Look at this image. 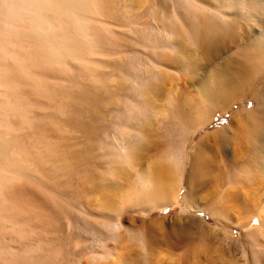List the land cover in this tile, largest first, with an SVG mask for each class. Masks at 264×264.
<instances>
[{"label":"rangeland","instance_id":"374dc122","mask_svg":"<svg viewBox=\"0 0 264 264\" xmlns=\"http://www.w3.org/2000/svg\"><path fill=\"white\" fill-rule=\"evenodd\" d=\"M175 4L106 0L99 12L87 14L90 31L85 38L96 50L61 62H28L33 81L20 72L13 57L35 49L39 44L29 34L42 28L30 24L22 11L13 17L5 10L0 13V34L5 32L0 36V66L10 74L0 78V132L20 152L14 154L18 159L12 157L10 177L0 182V264H264V230L254 228L264 223V175L258 171L261 163L251 161L250 151L258 136L264 138V78L256 87V92L263 91L261 106L245 107L259 118L255 112L239 111L242 102L233 103L194 134L188 161L182 162L192 128L183 124V117L189 114L193 120L198 115L197 97L210 74H231L243 56L234 47L219 55L213 52L209 63L188 40L184 51L192 54L180 51V46L174 51L163 48L168 35L179 42L182 21ZM57 22L70 33L65 21ZM225 33L222 42H215L217 49L229 38ZM159 56L165 65L159 64ZM177 58L190 64L189 69ZM151 68L163 72L153 76ZM143 78L155 84L142 96L138 89ZM12 98L21 103L20 110L6 107ZM190 100L192 106L195 100L199 104L190 107ZM221 127L226 128L229 145L222 146L213 136L197 144ZM120 139L136 143L135 151L126 149L132 153L128 160L119 155ZM197 153L204 158L191 172L190 157ZM170 157L175 163L168 165L172 173L164 176L170 179L164 180L166 196L141 200L138 186L143 177L156 184L161 173L155 174V165ZM19 164L26 170L17 169ZM113 222L117 226L111 227Z\"/></svg>","mask_w":264,"mask_h":264},{"label":"bare ground","instance_id":"6f19581e","mask_svg":"<svg viewBox=\"0 0 264 264\" xmlns=\"http://www.w3.org/2000/svg\"><path fill=\"white\" fill-rule=\"evenodd\" d=\"M105 1L106 0H0V13L4 12L3 10H5L6 15L8 13H10V16H11V14H13V15L15 14L14 16H16L17 13L22 11L21 14L22 15L25 14L23 17L26 16V20L28 19L29 23L34 22V27H36L38 24L42 28L41 31H39V32L36 31V34L34 31H33L34 33L29 34V35H32L31 37H33L31 39L35 40L39 44V45H37V47H35V49H33L29 53H26L27 55L25 57L24 56L20 57V56H18L19 55L18 54L17 55L18 57L15 55L16 56V58H15V57H13L14 55H12V57L14 58V62L17 63L16 65L19 68L20 72L26 73L25 74L26 77H28L32 73V71H31V73L28 71L30 69V67H29V69H27V65L29 64L28 62H33L36 60H38V61L39 60L40 61L46 60L45 62H48V61L54 62L55 60L56 61L59 60L61 62V61H63L64 58H66L68 56L71 57V56L75 55L78 58H83V56L86 53H91L92 50H96L94 47L95 44L93 45L91 43V41L86 40V38L87 39L89 38V35H86V34H88V32L90 31V28L88 31L89 26H87V23L89 20L87 14L88 13L89 14H91V13L95 14V13L99 12V9H97V8H99L100 4L101 5L103 3L105 4ZM175 7L177 10L179 9L176 12V15L182 21V26L179 27L178 32H177V35L179 37V42L178 41H171L170 40L171 36L168 35L165 39L162 40L163 48L174 51V49H176V46H180V47H178V48H181L180 51L183 50V52H187V51L189 52V51H191L190 49H188L187 51H184V50L187 49L186 44L188 45V42H190L193 46H195L198 49V52L200 51L201 53L206 54V59L209 63H211V61L213 60V57H214V56L212 57L213 52L215 53V55H219V53H218L219 51L229 52L234 47H235V52H237V53H239V55L241 54L243 56V60L241 61L239 68L236 71L232 72L231 74L219 77V75L217 76V74H216V72H218V71L211 73V74L209 73L210 77L206 80L207 83H206L205 87L202 88L203 90L201 89L203 92L200 91V92H202V95L200 94L201 96L199 95L200 97H197V99L200 98L199 99L200 105L197 107L198 113L195 112L198 115L196 116L195 119L191 120V118H190L191 115L188 114V116H187L184 114L186 117H183V120L185 122L183 124L185 126H188L187 128L192 127L190 130V135L185 140L184 146H183V148L186 149V152H185V156H183V158H182V162L186 163L188 161L189 152H190V151L189 152L187 151L189 142L192 141L194 134L197 133L199 130L203 129L205 126H207L213 120V118L216 115H219L221 112H223L227 108L231 107L232 104L237 102V101L242 102L244 105V107L239 109V111L242 110L243 112H246L245 114H248V115L252 114V112H255V111H253V109H248V108L246 109L245 108V107H247V105L249 103L253 104V106H255V108H254L255 110H257L262 104V102H261L262 98H260L261 97L260 95L264 91L263 90L264 87L262 88L263 91H261V94H260L259 90H258V92H256L257 91L256 87H257L259 81L262 78H264V0H176ZM96 9H97V12L95 11ZM15 11H17V13H15ZM93 16H95V15H93ZM11 17H13V16H11ZM59 20L65 21V25L68 27V30L70 31V33H68V31H67V33L70 35H68L65 32L67 30V28L65 26H64L65 27L64 28L63 26L57 25L58 24L57 21H59ZM243 21H245V22L247 21L248 24L243 26ZM56 22H57V24H56ZM35 23H36V26H35ZM237 28H239V30H241L240 33L236 30ZM168 29H169V27H168ZM39 30H40V28H39ZM224 32H226L225 34L227 35V37L229 36V38H227V41H224L225 43L223 42L222 46H220L221 45L220 42H222L220 40H224V38L226 37V36L224 37ZM3 33H5V32H1L2 35H4ZM1 34H0V36H1ZM9 35H11L10 32H8V36ZM13 35H15V34H13ZM16 35H17V33H16ZM5 36H3V37H5ZM85 36H86V38H85ZM27 37H29V36H27ZM240 38H241V40H240L241 42L238 41V39H240ZM228 39H230V41H228ZM185 40H188V42H185ZM217 41H220L219 42L220 45H218L220 47H218V49L216 48L217 46L215 47V45L218 44V43H215ZM236 41H238L239 44L236 43L235 45H233ZM226 42H228V43H226ZM160 46H161V43H160ZM195 47H193V48H195ZM188 48H190V47H188ZM194 52H196V50ZM0 54H1V52H0ZM180 54L182 55L181 58H183L184 57L183 53H178V55H180ZM185 54L188 55L189 53H185ZM191 54H192V51H191ZM191 54H190V56L193 57V55H191ZM165 55L167 56V53H165ZM161 57L159 56V58H160V61L158 60L159 64L165 65V63L163 61L165 59H161ZM2 58L3 57H1V59ZM4 58H5V56H4ZM4 58H3V60H4ZM179 58H177L178 61L181 60ZM187 58H189V57H187ZM174 62H177V60H175ZM189 62H194V61L189 60ZM217 62L214 61L215 65L217 64ZM36 63L37 62H35L34 64H36ZM177 63L175 65H177ZM194 63H192V64L194 65ZM214 63H212V65H214ZM192 64H191V68L193 66ZM159 66H157V67H159ZM180 66H183L186 69V68H188V66H190V64L187 65L186 62H183L181 60ZM231 67H232V65H231ZM159 68L158 69L156 68V70L151 68V69L155 70V73H153V71L149 69L150 74H152L153 76H156V71L157 70L159 71L161 69V68L160 69ZM193 68H194V66H193ZM217 68H218V66H217ZM215 70H216V68H215ZM5 71H6V69L2 68L0 66V78H6V77H8V75H10L7 73V71L6 72ZM211 71H214V70L212 69ZM28 72H29V74H28ZM146 72H148L147 74H149V71H146ZM162 72L163 71H161L160 73H162ZM24 73H22V76L24 75ZM160 73H159V75H160ZM164 73L162 75H164ZM150 74L148 75L149 78H150V76H152ZM219 74H221V73H219ZM162 75H160V77ZM31 77H32V75L29 76V78H31ZM157 77L159 79V76H157ZM29 78H26V79H29ZM149 78L148 79L143 78L142 83L139 84V89H138L140 91L139 93L142 94L145 89H146L145 91H147L153 87L155 82L152 83L150 81V79H152V78H150V79ZM31 79L30 80L33 81V79H35V78H31ZM33 84H35V83H33ZM41 87H43V86H41ZM153 90H155V89H153ZM143 95L144 94H142V96ZM147 96L150 97V94ZM12 99L8 100L6 102L7 103L6 107L11 108V110H13V111L18 110L21 103H19V101L15 98H12ZM185 101L186 102H184V105H185V103L187 104V102L189 100H185ZM191 101L192 100H190V102H189L190 107H196L199 104L198 103L196 105V103L198 101L195 100V102H196L195 103L193 100L194 103L192 106ZM2 104H4V103L2 102ZM194 104H195V106H194ZM22 107L23 106H21V108ZM145 108H146V106H145ZM197 109L192 108V110H193L192 112L196 111ZM145 112H146V110H145ZM134 113H135V111H134ZM138 113H139V111H138ZM255 114H257L258 115L257 117L259 118V116H260L259 113L255 112ZM237 116H239V115H237ZM253 116L255 117V115H253ZM239 117H241V116H239ZM244 117H246V115ZM250 118H251V116H250ZM236 119L238 120V118H236ZM242 121H244V120H242ZM135 122H137V121H135ZM181 122H183V121H181ZM251 122H253V121H251ZM256 122L259 123L258 121H256ZM132 123H134V122H132ZM245 123H246V121H245ZM257 123H256V125H257ZM143 124H145V123H143ZM251 124H252L251 126H254L253 125L254 122ZM128 126H129V124H128ZM243 126H244V124H243ZM257 126H259V125H257ZM229 127H230V125L227 127V129H229ZM261 127H263V126H261ZM128 128H130V127H128ZM250 129H252V128L250 127ZM261 129H263V128H261ZM130 130H131V128H130ZM252 130H255V129H252ZM132 132H134V131H132ZM260 133L263 134L262 131ZM258 134H259V132H258ZM245 135L247 137H249L247 134H245ZM255 135L256 134H254V136ZM211 136L216 137L215 141L220 143L222 146H227L230 144L229 135L226 134V128L225 127L218 128L213 133L204 134L198 140L197 144H199V143L202 144L204 141H206V139H208ZM134 137H136V136H134ZM260 137H264V135L260 136ZM139 139L140 138L138 137L137 141ZM240 139H242V138H240ZM249 139H250V137H249ZM120 140L118 141V145H117L118 149H120V152H121L119 155H121V158L123 160L124 159L128 160L132 153L127 152V151H129V150L131 152L135 151L136 150L135 149L136 143H134L133 141L123 142L122 140L121 141ZM234 140L235 139H233V141ZM156 143H158L157 146L159 147L160 143L159 142H156ZM234 143H235V141H234ZM247 143H248V141H247ZM137 144H139V142H137ZM248 144H250V143H248ZM208 145L204 144L203 146H205V149L211 148ZM252 145H253L252 149L250 150L253 153L251 156V161L252 162L255 161L256 163L257 162L261 163V169L258 168V169H260L258 171H260L261 174L264 175V167H263L264 166V138H259V136H258L254 140ZM137 147H139V146L137 145ZM160 147H162V146H160ZM195 147H197V146H195ZM155 148H156V146H155ZM126 149H127V151H126ZM53 150H54V148H53ZM200 151H202V150L200 149ZM16 152H19V149H17V150L14 149L13 144L7 139V137L2 132H0V182L3 180V178L6 180L7 177H10L7 174L11 173V172H9L10 168H12V166L15 165V162H14L15 160L12 159V157H16L14 155ZM12 155H14V156H12ZM24 155H25V153H24ZM114 156H116V155H114ZM17 157H20V155H18ZM173 158L170 157V158L166 159V161H164V162L160 161L159 164L155 165V168L159 167V170H161V171L157 170L158 168L155 169L156 170L155 172H157V173H155L156 175L161 173V174H159V176H157V179H158V177L160 178L159 180L154 179L157 182L153 181V178H152V181L156 182V184L149 183L151 180H148L147 178H149V177L148 176L145 177L146 176L145 174H144L145 178L143 177V174L141 175L143 177V180L146 179L144 181L142 180L143 182L141 181V183H142L141 186H138V188L140 187L139 191H138V195H139V197H142L141 200L147 199L149 201H151V200L154 201V199H157V197L163 198L164 196H166L165 194H167V192H168V188H167L168 182H166L164 180H166L167 178L169 179V177H166V179H165L164 176L165 175L167 176L170 173H172L168 169V165H172L173 163H175V159H173ZM202 158H204L203 154H200V155H198V153L197 154H191L190 161H189V165H191V172H194L195 166L197 164H199V162H201ZM62 162L64 164V161H62ZM19 165L20 166L17 169L21 168V170H22L23 169L22 164H19ZM236 167H237V165H236ZM26 168L23 170H26ZM63 168H64V166H63ZM260 172H258V173H260ZM6 175H7V177H6ZM154 178H156L155 175H154ZM139 180H140V177H139ZM216 210H218V209H216ZM214 214H212V215H214ZM216 221H218V219H216ZM262 224H263L262 226L264 227V223H262ZM115 225H116V223H114V222L110 224L111 227H115ZM262 226L259 223L258 225L256 224V227H254V226L253 227L258 228L257 232L261 233L260 231L264 230V229H262ZM256 230H254V231H256ZM251 231H253V230H251ZM247 233H248V231H247ZM254 233H256V232H254ZM261 234L264 235V233H261ZM254 235L252 232L250 233V236H254ZM246 236H247V238H250V237H248V234ZM252 239L253 238H251L250 240H252ZM250 242H252V241H250ZM252 243L257 244L256 240ZM257 259L261 260L259 257ZM258 263L263 264V261L262 262L258 261Z\"/></svg>","mask_w":264,"mask_h":264}]
</instances>
